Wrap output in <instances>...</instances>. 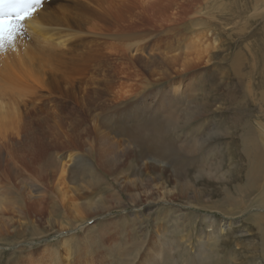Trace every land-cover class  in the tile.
I'll use <instances>...</instances> for the list:
<instances>
[{
  "label": "bare ground",
  "instance_id": "obj_1",
  "mask_svg": "<svg viewBox=\"0 0 264 264\" xmlns=\"http://www.w3.org/2000/svg\"><path fill=\"white\" fill-rule=\"evenodd\" d=\"M192 1L188 0V8L183 9L185 15L180 17L178 20L180 22L174 25L175 20L174 23L171 21L174 26H164V33L159 34L166 39L172 36L177 39L176 42L179 44L176 48H171L172 50H185L172 58L156 53L154 47L156 37L145 41L147 37L141 29L142 15L155 13V5H160L163 8L169 7L170 0H53L50 3H44L42 9H39L31 19L23 23L22 32L17 36L13 45H5L0 48V199L2 197L7 199L3 206L0 203V239L3 236L6 237L5 235L13 230L15 214L22 216L28 205L31 208L36 207L35 203L29 201L32 198L31 195L29 197L20 196L19 202L12 199L13 189L23 194L22 189L16 188L15 182L20 183L24 176L26 183L34 176H43L49 169L60 167V174L62 176L67 174L68 180L72 184V187L69 188V183H65V187L68 189L58 191V207L63 211H76L80 207L81 203H75L68 191L72 190L75 198L81 200V192L85 190V185L91 186L99 182L98 171L110 176V173L114 174L120 168L122 170L134 167V170L132 169L134 174L140 172L138 176L143 177V168L149 164V166L152 165V173L158 175L173 173L179 181L185 180L184 172L188 170L186 164L183 170L177 171L176 166H173L176 164H172L175 162L167 161L171 156L164 154V150L169 146L172 147L170 149L172 152L184 150L186 159L190 156L194 157L195 147L199 151L203 147L197 144L200 141L199 131L190 126L206 120L208 115L198 114L189 109L185 110L184 107L179 108V97L183 90L181 83H174L170 89H165V86L170 85L172 81L181 79L184 75L194 76L193 74L201 69L199 61L196 60L197 64L191 61L190 50L204 48L198 46L201 40L209 38L210 31L212 36L217 33L209 26L203 27L205 25L203 17L199 15V11L194 10L195 5L193 6ZM184 2L187 0L181 2V6ZM147 23L152 27V18H148ZM196 26H200L197 31L194 30ZM186 35L187 37H185ZM214 49L219 48H213L211 56L218 53ZM125 63L132 66V75L134 76H139L140 68L145 70L158 66L164 70L158 80H150V82L145 80L147 86L157 85L156 88H163L151 94V97L154 98L153 104H150L149 99H145L136 106L126 107L128 99L124 95L119 94L120 96L109 99L106 89L103 90L104 96L96 90L97 87L94 89L95 86L89 85V82H87V86L84 81L79 84L81 74L84 72L86 75L94 74L101 68H105L106 71L104 69L101 71L104 72L108 82L114 81L115 83L117 80V84L123 80L122 75L126 74L123 68ZM107 66H112V69ZM106 68L110 71L109 73ZM151 76L156 77L157 75L152 73ZM223 77L224 75L219 78L223 79ZM67 86L69 87L67 88ZM122 86L123 82H120L119 89ZM79 89L83 94L81 100L75 95ZM108 90L113 93L111 88L108 87ZM121 104H125V106L121 107ZM182 126L193 129L185 134L182 141L178 137L168 142L169 136L182 134V131H179ZM187 141H190L188 144L191 146L188 147L191 152H188L189 148H186L188 149L186 151L184 147L187 146ZM227 147L228 145L225 148ZM50 151H52L51 154ZM77 151L79 153H74ZM238 151L240 159L246 165L247 186L238 187L236 194L244 199V194L254 190L253 188H256L259 182H263L264 141H245L242 149ZM110 156H115L114 159L121 162V165L113 163ZM38 157H42V159L32 162ZM66 158H68L67 163L74 164L72 169L67 170V164L64 163ZM134 164L140 165V168ZM189 164L191 165V163ZM189 164L187 165L189 166ZM203 167L205 169V165ZM115 168L117 170H110ZM200 170L201 168H199ZM160 177L162 178V176ZM150 179L148 180L149 184L153 181ZM232 188L234 189V187ZM161 189H163V193L155 189L146 193L144 201L142 198L136 197L130 203L135 205L144 203V211L150 217L153 208H147L149 205L175 201L167 187H161ZM188 190L189 185L181 183V192L185 193ZM29 192L39 198V205L45 203V194L38 195V197L34 191ZM46 194L49 195V192ZM100 199L99 201H90L91 204L81 200L88 210L85 211V214H76V221L80 223L113 211L111 208L105 211L104 203L102 204ZM1 200L0 202H2ZM136 200L140 202H135ZM224 200L227 205L236 204L235 201H232L230 194H225ZM203 209L210 212L216 211L210 207H203ZM99 211L102 213H98ZM234 211L225 212L226 216H236L240 213ZM162 212L177 214L174 209H166ZM166 214L158 215L155 221L163 222L162 217H165ZM137 215L138 217L143 216L140 213ZM189 216L191 217V215ZM213 218L207 216L203 221L216 228L217 224ZM258 218V222L262 223L259 230L263 233L264 246V215H255V219ZM181 219L178 217L174 222L177 223ZM170 220L172 221V218ZM65 226L64 224L59 225L61 227L59 230H66ZM67 226L69 228V225ZM220 228L221 230L213 232L214 238L221 236L224 228L222 229L221 226ZM158 236L160 237V235ZM95 242L97 241L95 240ZM134 242L136 241L134 240ZM213 244L217 246L212 245V249L211 246H207L208 252L205 248H201L198 250L197 256L188 258L185 264H219L220 254L216 251L218 244L217 242H213ZM110 247L112 246L110 245ZM156 247L157 249H155ZM156 247L148 249L145 256L140 258L139 264H174L171 263V259L169 260L171 255L163 253L165 251L163 248H167L165 242L156 243ZM160 254L163 256V261L158 257ZM138 257L137 254L134 259ZM111 258L118 259V257ZM27 260H29L28 257ZM121 262L123 263V261Z\"/></svg>",
  "mask_w": 264,
  "mask_h": 264
},
{
  "label": "rangeland",
  "instance_id": "obj_2",
  "mask_svg": "<svg viewBox=\"0 0 264 264\" xmlns=\"http://www.w3.org/2000/svg\"><path fill=\"white\" fill-rule=\"evenodd\" d=\"M170 1L169 7L163 8L160 5H155V13L152 15L144 13L141 29L147 37L145 41L151 37H156L154 42L156 53L172 58L185 50H172L171 48H176L179 44L176 42L177 39L173 36L166 39L159 34L164 33V26H174L180 22L178 21L180 17L185 15L183 9L188 8V0L184 2L183 6H181V2L185 0ZM192 2L193 6L195 5L194 10L199 11V15L203 17L202 20L205 24L203 27L209 26L217 33L212 36L210 31L208 33L209 38L201 40L198 46L204 48L190 50L191 61L201 63V69L197 70L193 74L194 76L189 77L187 74L181 79L172 81L170 85H164L165 89H170L174 83H181L183 90L179 97V108L184 107L185 110L189 109L198 114L208 115L206 120L190 126L199 131L200 141L197 144L203 147L201 151L195 147L196 154L194 157L190 156L186 159L184 150L172 152L170 151L172 147L169 146L164 150V154L171 156L167 161L173 160L175 163L172 164H176L173 166H176L177 171L183 170L186 164L188 170L184 172L185 180L179 181L173 173L161 175L152 173V165L149 166V164L143 168V177L138 176L140 172L134 174V167H132L133 170L130 168L121 170L120 168V171L117 168L121 162L114 159L115 156H110L113 163L116 165L120 163L117 168L110 169L117 171L114 174L110 173V176L98 171L99 182L91 186L85 185V190L81 192V200L91 204L90 201H99L101 198L102 204L104 203V210L111 208L113 211L79 223L75 219L76 214H85L88 207H85L81 200L75 198L72 190H69L68 193L75 203H81L80 207L76 211L59 210L58 191L68 189H66L65 183H69V188L72 187L68 175L62 176L60 174V167L49 169L43 176H34L26 183L24 176L20 183L15 182L16 188L22 189L23 194L12 188V199L19 202L20 196L29 197L31 195L32 198L29 201L35 203L36 207L31 208L28 205L22 216L15 214L13 230L10 229L12 231L0 239V264H115V262L118 264H139L140 258L145 256L144 254L148 252V249L156 247V243L160 242H165L168 249L163 248L165 251L162 252L170 254L169 260L171 259V263L174 264H185L188 258L197 256L198 250L201 248H205L208 252L206 247L211 246L212 249V245H216L213 242L218 244L216 251L220 254L219 264H264L263 233L259 230L262 223L258 222L259 218L255 219V215H264V187H262L264 178L263 182H259L257 187L253 188L254 190L244 194V199L236 194L238 187L247 186V169L245 162H242L238 155V150L242 149L245 141H264V0H193ZM148 18L153 20L152 27L147 23ZM199 29L200 26L194 27L196 31ZM211 47L219 48L214 49L218 52L216 55L212 54L211 56L213 49ZM144 55L147 54L144 53ZM107 67L112 69V66ZM123 68L126 74L122 75L123 80L119 81L118 85L116 84L117 80L115 83L114 81L108 82L104 72L101 71V69L106 71L105 68H101L94 74L90 73V75H86L84 72L79 76V84L84 81L87 86V82H89V85L95 86L94 89L97 87L96 90L103 95V90L106 89L109 93V99L124 95L128 99L126 107L136 106L145 99H149L150 104H153L154 98L151 97V94L163 88H156L157 85L147 86L145 80L149 82L150 80H158L164 70L158 66L145 70L140 68L139 76H134L132 75V66L129 63H125ZM107 72L110 71L107 69ZM199 72L201 73L199 74ZM152 73H156L157 76L152 77ZM223 75V79L219 78ZM120 82H123L121 89H119ZM113 83L116 85L114 86ZM108 87L112 89L113 93L109 92ZM75 95L80 100L83 97L80 89ZM124 106L125 104H121V107ZM192 129L182 126L179 130L182 131V134L169 136L170 140L167 141L170 142L171 139L178 137L182 141L185 134ZM189 142L187 141V146H184L185 149L191 146L188 144ZM227 145L228 147L225 148ZM59 149L61 150V148ZM121 149L123 150V147ZM188 152H191L190 148ZM40 159L42 157H38L32 162H37ZM67 161L68 158L64 161L67 164V170L72 169L74 164L72 162L67 163ZM57 163L59 164L58 160ZM137 167L140 168V165ZM199 168H201L200 171ZM119 171L120 173H118ZM150 178L153 181L149 184ZM180 182L189 185L187 192H181ZM161 187H167L168 191L173 194L172 198L175 201L149 205L147 208H153L150 217L144 211V203L141 202L138 205L130 203L136 197L142 198L144 201L146 193L155 189L163 193ZM29 191H34L37 196L45 194V203L39 205V198ZM47 192L49 195L46 194ZM225 194H230L232 201H235L236 204L227 205L224 200ZM1 199L2 202L0 203L3 206L7 199L5 197ZM135 202L140 201L136 200ZM203 207L214 208L217 212L206 211ZM98 209L101 210V208ZM166 209H174L178 215L162 212ZM229 210L240 213L236 216H226L225 212ZM98 213L102 212L99 211ZM138 213L143 216L138 217ZM164 214L166 216L162 217L163 222L155 221L158 215ZM207 216L214 217L213 219L217 224L216 228L203 221ZM178 217L182 219L177 223L174 222ZM61 224L66 225L67 229L59 230ZM220 226L222 229L224 228L223 232L219 238H214L216 230H221ZM100 231L101 234H99ZM147 238H149L148 243ZM110 245L112 247L109 248ZM163 253L161 254L164 255ZM29 254L31 255L29 256ZM105 254L118 257L120 261L107 257ZM137 254L139 257L134 259ZM161 254L158 257L163 261ZM32 258H35L33 259L35 261ZM125 261L126 263H124Z\"/></svg>",
  "mask_w": 264,
  "mask_h": 264
},
{
  "label": "snow or ice",
  "instance_id": "obj_3",
  "mask_svg": "<svg viewBox=\"0 0 264 264\" xmlns=\"http://www.w3.org/2000/svg\"><path fill=\"white\" fill-rule=\"evenodd\" d=\"M40 0H0V48L11 46L21 34Z\"/></svg>",
  "mask_w": 264,
  "mask_h": 264
}]
</instances>
